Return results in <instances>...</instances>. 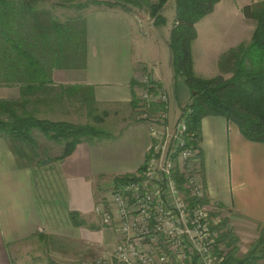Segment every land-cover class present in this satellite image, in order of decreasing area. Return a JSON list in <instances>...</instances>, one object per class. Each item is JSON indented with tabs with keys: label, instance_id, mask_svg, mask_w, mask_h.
Here are the masks:
<instances>
[{
	"label": "crops",
	"instance_id": "obj_1",
	"mask_svg": "<svg viewBox=\"0 0 264 264\" xmlns=\"http://www.w3.org/2000/svg\"><path fill=\"white\" fill-rule=\"evenodd\" d=\"M21 1L11 0L17 5ZM66 1L34 0L33 8L39 14L44 12V18L49 12L51 18L62 24L79 22L77 29L79 24L84 29L82 39L76 34L75 42L73 37L67 46L69 52L65 59L60 57L50 63V81L41 79L44 83L40 85L41 80H31L39 85L30 89L21 84L11 85V100L22 101L24 107L32 110L25 112L22 107L24 114L42 120L56 117L52 114L60 112L63 116L75 115L73 97L80 90L98 105L132 107L143 92L141 76H146L159 88V93L166 95V113L161 121L143 116L125 122L117 135L83 142L65 159H59L63 144L57 143V148L41 143L45 147L44 156L36 161L27 147L29 142L0 137V264H49V253L43 246L50 240L64 242L66 239L70 258L76 255L74 250L79 251L81 247L89 250V256L95 254L96 248H109L107 244L117 236L112 230L114 225L103 226L97 221V208L101 205L96 199L97 187L101 181L113 182L116 178L139 175L151 145L156 142L153 133H173L192 102L191 90L183 78L176 76L169 42L172 67L167 62L162 68L157 57L143 62V55L136 54L143 37L140 24L147 22L150 26L147 31L156 33L153 18L126 12L120 7L89 5L79 9L76 2L80 0L71 4ZM222 1L196 25L197 38L192 44L195 74L196 56L204 54L203 49L209 50L211 55L212 43L219 40L214 47L219 53L218 59L214 56L211 60L220 64L221 55L252 40L255 21L242 15L238 22L240 27L235 31L219 30L223 22L212 30L215 40L205 42L199 26L203 20L214 16ZM242 1L244 6L264 2ZM67 5H71L70 9ZM226 6L232 10L234 0H227ZM228 18L225 15L221 20ZM174 24L175 21L170 37ZM231 33L234 35L230 36ZM221 39L230 41L226 48V44L221 47ZM76 98L77 101L80 97ZM171 98L175 99L179 111L173 122L169 118ZM65 107L69 109L64 112ZM192 134L190 145L196 151L190 167L202 189L204 206L212 216L216 213L228 217L234 232L241 238L240 253L246 254L264 231V144L247 140L236 123L222 116L203 118L199 133ZM72 214L78 215L83 224L75 225ZM257 264H264V258Z\"/></svg>",
	"mask_w": 264,
	"mask_h": 264
},
{
	"label": "trees",
	"instance_id": "obj_2",
	"mask_svg": "<svg viewBox=\"0 0 264 264\" xmlns=\"http://www.w3.org/2000/svg\"><path fill=\"white\" fill-rule=\"evenodd\" d=\"M73 1L75 0L66 2L71 4ZM175 1L176 20L169 45L176 76L183 78L192 92L189 112L185 111L182 118L187 123L188 133L198 134L203 118L222 116L236 123L247 140L264 144V2L243 8L244 16L256 22L252 40L222 55L219 66L223 75L203 79L195 74L192 56V44L197 38L196 24L211 14L221 0ZM33 2L34 0H22L17 5L11 0H0V82L9 86L21 84L30 89L36 84L42 85L43 79L50 81L52 68L49 66L50 63L60 57L65 59L69 52L67 46L72 43L73 37L75 42L76 34L80 39L84 35V29L80 24L77 29L78 23H59L51 18L49 12L47 18H44V12L40 14L35 12ZM166 2L167 0H157L149 3L150 16L155 25L165 21L160 13ZM127 3L131 1L86 0L85 6L78 5V8L97 5L108 9L116 7L126 9ZM132 4L139 7L143 5L136 0ZM225 74H231V77L226 78ZM31 80L42 82L32 83ZM140 87L143 86L140 84ZM147 87L149 92L158 95L157 86L150 83L145 88ZM137 103L135 99L133 105L136 106ZM19 106L15 100L0 101V137L33 143L31 132L38 130L50 140L63 144L64 150L59 159L70 156L83 142L111 137L110 133L90 125L20 115L17 111ZM160 106L166 111L165 102ZM5 115L8 116L7 120L2 118ZM145 168L146 165L139 173L141 174ZM173 175L190 206L206 204L205 199L190 196L185 187V176L179 168H175ZM133 177L134 175H130L116 178L114 181L125 182ZM72 220L75 225L83 224L78 215L72 214ZM219 226L215 225L214 230H224L226 221ZM239 243L240 240L232 231L222 233L218 237V249L220 244H226L228 247V251L224 253V264H257L264 258V231L246 254L240 253Z\"/></svg>",
	"mask_w": 264,
	"mask_h": 264
},
{
	"label": "built area",
	"instance_id": "obj_3",
	"mask_svg": "<svg viewBox=\"0 0 264 264\" xmlns=\"http://www.w3.org/2000/svg\"><path fill=\"white\" fill-rule=\"evenodd\" d=\"M145 79L143 83L149 82L148 77ZM150 93L143 92L146 102L153 99ZM159 98L166 101L164 94ZM184 122L181 119L170 135L153 133L156 142L150 147L144 179L118 184L115 193L125 240L109 254V259L114 258L120 264H224L225 255L217 250L216 221L205 206H190L174 179L178 158L188 168L187 171L180 168L188 193L203 199L190 167L196 151L190 145L193 136L186 131ZM176 140L178 143H174ZM102 209L97 208V221L111 226V215H115Z\"/></svg>",
	"mask_w": 264,
	"mask_h": 264
},
{
	"label": "rangeland",
	"instance_id": "obj_4",
	"mask_svg": "<svg viewBox=\"0 0 264 264\" xmlns=\"http://www.w3.org/2000/svg\"><path fill=\"white\" fill-rule=\"evenodd\" d=\"M131 1V3H127L125 7H127L126 9H124L126 12H133V13H142V15H147L150 16V8H149V3L151 2H155L157 0H136V1H140L143 3L142 7L139 6H135L132 3L135 2V0H129ZM241 2H243L242 0H234L235 6L234 8L231 10L228 9L227 5V0H223L221 6H219L217 12L214 14V16H209V18L206 19H210L208 20H203L204 22L199 26V28L201 27V29H203L204 32V40L205 42L208 44L210 41L215 40V34L214 32H212L213 29H216V27L225 22L223 24V28L219 29V30H232L235 31L236 27L239 26V19H241V16L244 15L243 13V8L245 7L243 4L241 5ZM85 0H80L76 2V6L78 7V5L80 6H85ZM69 8L71 5H67ZM70 9V8H69ZM145 13H144V12ZM73 14L76 15V13L73 11ZM161 16L165 19V21L162 23H160L159 25H155L154 29L156 31V33L147 31L148 27V23L144 22L142 24L141 22V31H142V36L141 39L139 40V48L137 49V55L141 56L143 55V62H150L152 60L153 57H157L159 58V60L162 63V68H165L164 66L166 65V63L168 62V64L170 65V67H172V61L170 58V49H169V45L168 42H170V30L173 26V23L176 19V6H175V1L174 0H167L163 10L161 11ZM72 15V14H71ZM228 15V20L227 21H222L221 17ZM237 15H239V18H237ZM151 17V16H150ZM75 20H77L76 18H74ZM79 23V22H78ZM255 23V28H256V22ZM197 25V24H196ZM143 27V28H142ZM250 29L252 30V28L250 27ZM197 30V29H196ZM212 34V36H211ZM234 34L231 33L230 36H233ZM152 38H151V37ZM158 38V39H156ZM219 40L215 43H212L209 47L211 48V55L209 50H205L203 49V52H205L204 54L201 52V55H197L196 56V75L197 76H201L202 78H206V79H211V78H215L219 75H223L221 68L219 67L218 61H212L211 59L216 56L217 52L214 51V47H216V45H218ZM230 43V41H226V42H222L221 39V47L225 45V48L228 46V44ZM220 46V44H219ZM217 46V47H219ZM160 48V49H159ZM220 56V55H219ZM222 55L219 57L221 59ZM216 59H218V57L216 56ZM171 61V62H170ZM195 69V68H194ZM142 80H141V85L143 86V92H145L146 90H148V87L145 88L147 85L150 84V81L146 83H143L146 76H141ZM226 78L231 77V74H225ZM144 79V80H143ZM145 86V87H144ZM4 89V90H1ZM140 94L139 99L137 100L138 103L135 105H132V107H127V106H104V105H98L95 104L92 100H88V94L86 92H84L83 90H80V92L78 93V95H76V97L78 96L79 100L76 101V97L74 94L73 97V112H75V115H65L63 116L60 112V114L56 113V114H52V115H56L55 116H49V120H57V121H68L70 123H74V124H78V125H90L93 127H96L98 129H101L105 132L110 133L112 138V135H117V133L120 132V129L123 128V126L126 124L125 122L128 121H132L138 118V117H143L145 116L146 119L150 120L152 118L158 119L159 121L162 120V118H164L163 115H165L166 111L165 109H161L162 107L160 105H162V103H164L165 101H163L161 98L157 99V97H160V95H163L162 93H158V95L154 96V93H150L151 94V98H153L151 101L146 102L144 99V95ZM71 95V94H69ZM153 95V96H152ZM11 86L6 85L4 83H0V101L1 100H11ZM76 98V99H75ZM76 102V103H75ZM20 104V106L18 107V114L20 115H26L24 114V110H22V107H24L22 101L18 102ZM134 103V102H133ZM155 104V105H154ZM66 106V105H65ZM153 106H156V108H153ZM27 107V106H26ZM25 108V112H30L32 111L30 107ZM67 109H69V107H65V111H67ZM177 103L175 102L174 98H171L170 101V111L169 114V118L171 119V122H173L174 118H176V116H178V110H177ZM154 110V111H153ZM156 110V111H155ZM70 111V110H68ZM189 112V110L187 111ZM35 117V116H34ZM4 120L8 119V116H4L2 117ZM37 118V117H36ZM54 118V119H53ZM39 119V118H37ZM52 119V120H51ZM47 120V119H46ZM177 122V119H176ZM184 125L187 127V123L186 121L184 122ZM188 132V129L186 130ZM193 135V134H191ZM31 136L33 137L34 142L33 143H28L27 147H29L30 151H32L30 154L33 157V159H35L36 161H39L40 159L43 158L44 156V148L42 147V144L45 145H50L53 144L55 147H59V145H56L57 143L50 140L44 133L38 131V130H34L31 132ZM107 138H103L101 140H105ZM184 138H181V140L183 141ZM178 140H176V142L174 143H178ZM184 141H186L184 139ZM64 149V147H63ZM62 151V148H61ZM149 153H151V150H149ZM175 164L174 166L176 168L179 169L181 168V170L183 171H187V165L184 164L185 166H182L180 159L177 158V160H175ZM147 162V161H146ZM146 165V164H145ZM174 167V168H175ZM147 167L143 170V172L140 175L134 176L133 179H129L125 182H115L113 180V182L110 181H101L100 185L97 187L96 190V199L97 202L101 205H99V207H101L102 211L105 209V211H108L110 214H114L115 216L112 217V223L111 225L113 227V233L117 236V238H113L109 241V243L107 244L108 247H112V248H105L104 246L102 248H96V252L95 254L92 256H89L90 254H88L89 250L87 248H80L79 251L74 250L76 252V255L73 257H69V255H67V253L69 252V248H68V244L67 242L64 240V242H60L57 240H50L49 242H47L44 246H43V250L46 251L47 253H49L48 255V262L49 264H118L116 262V259L112 258L109 259V254L112 253L113 249L116 248V246H118L121 242H123L125 239L122 236V232H121V223H122V214L121 212H119L118 209V203L119 201H117L118 196H116L117 192L116 190H118V184H124L128 181H139L145 178V176L143 175V173L146 171ZM176 181V180H175ZM177 184V182H176ZM178 187V184H177ZM179 189V187H178ZM204 199V198H203ZM129 205V204H128ZM98 217V216H97ZM212 219L216 221V227H220L219 225H221V223L223 221H226V227L224 228V230L222 231H218L217 230V237H219L222 233H229L230 231H232L234 233V235H236V237L240 240V236L237 235V233L234 232L233 230V226L230 224V220L228 219V217H222V215H218V214H214V216H212ZM89 219H87V223H89L90 221H88ZM100 223V222H98ZM104 226H108L106 224H104ZM110 227V226H109ZM231 227V228H230ZM129 239H132V237H129ZM218 240V239H217ZM118 242V243H117ZM117 244V245H116ZM239 248H240V243H239ZM42 250V249H41ZM56 250V253L53 252ZM217 250L222 251V253H226L228 251V247L226 246V244H220L219 245V249L217 248ZM72 252V250L70 251ZM69 254V253H68ZM91 257V258H90ZM105 257H107L105 259Z\"/></svg>",
	"mask_w": 264,
	"mask_h": 264
}]
</instances>
